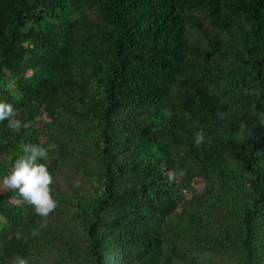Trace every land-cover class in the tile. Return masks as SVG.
I'll return each instance as SVG.
<instances>
[{
	"label": "trees",
	"instance_id": "16d2710c",
	"mask_svg": "<svg viewBox=\"0 0 264 264\" xmlns=\"http://www.w3.org/2000/svg\"><path fill=\"white\" fill-rule=\"evenodd\" d=\"M0 102V264H264V0H0Z\"/></svg>",
	"mask_w": 264,
	"mask_h": 264
},
{
	"label": "clouds",
	"instance_id": "9594fccd",
	"mask_svg": "<svg viewBox=\"0 0 264 264\" xmlns=\"http://www.w3.org/2000/svg\"><path fill=\"white\" fill-rule=\"evenodd\" d=\"M17 116L18 111L12 104L0 102V122L7 121V126L14 132H19L23 126ZM204 139V132L200 130L195 134L194 144L200 146ZM21 151L23 155L14 160L11 174L0 180V187L17 191L27 204L34 207L36 214L46 220L57 207L51 193L53 176L47 165L40 162L47 158L48 151L37 144H24ZM179 175L183 176V172ZM168 179L169 182H173L175 174H170ZM20 264H23V261Z\"/></svg>",
	"mask_w": 264,
	"mask_h": 264
},
{
	"label": "rangeland",
	"instance_id": "374dc122",
	"mask_svg": "<svg viewBox=\"0 0 264 264\" xmlns=\"http://www.w3.org/2000/svg\"><path fill=\"white\" fill-rule=\"evenodd\" d=\"M193 186H194V188H195L197 191H199V190L202 189V183H201V184H200V183H198V184L195 183ZM187 194H190V192L187 191Z\"/></svg>",
	"mask_w": 264,
	"mask_h": 264
}]
</instances>
